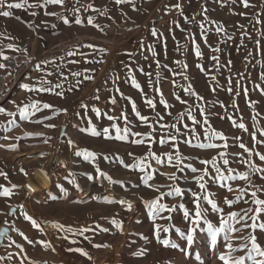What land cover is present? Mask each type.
Listing matches in <instances>:
<instances>
[{
	"label": "rangeland",
	"instance_id": "374dc122",
	"mask_svg": "<svg viewBox=\"0 0 264 264\" xmlns=\"http://www.w3.org/2000/svg\"><path fill=\"white\" fill-rule=\"evenodd\" d=\"M37 2L43 3V0H29L30 4ZM249 2L253 6L245 8L242 0L235 3L233 0H126L119 4L116 0H65L63 6L48 4L44 8L12 9L11 18L0 17V53L10 58L0 57V63L7 65L6 69H0V106L16 113L15 117L0 114V145H4L0 147V173H3L0 192L9 189L8 196L0 195V230L7 227L11 231L0 244V264H201L196 260L197 254L203 264H223L219 255L228 252L223 233L215 250L207 233H200L190 257L165 247L155 239L153 221L141 198L151 200L163 195L161 203L183 202L194 215L193 197L188 191L191 189L202 197L209 195L216 199L226 214L230 209L222 202L223 198L235 201L239 190L246 188L248 191L241 202L231 210L254 207L252 188L244 180L209 182L204 192L193 179L202 171L193 174L188 167L208 169L210 175H215L212 167L215 161L225 176L249 173L257 186L264 184L259 178L261 174H253L251 166L243 162L250 160L264 166L255 155L264 153V143L256 142L264 140L261 136L264 80L259 78L264 75V0ZM76 18L83 23L75 24ZM88 18L99 27L88 25ZM65 19L68 24L64 23ZM152 30L157 36L151 35ZM197 44L203 59L195 55ZM153 49L158 53L156 59L160 65L153 58ZM177 61L186 63L187 69ZM197 62L203 70L197 67ZM76 72L80 76H75ZM145 73H151V77ZM133 78L143 91L133 85ZM25 82L37 89L43 86L52 91L26 92L20 87ZM189 84L203 99L189 93ZM161 94L167 108L159 102ZM113 98L116 104H112ZM148 99L156 104L155 109L146 103ZM133 101L140 113L148 117L147 122L140 121L132 111ZM33 102H39L40 106L49 103L53 109L68 111L65 114L41 107L28 120L21 119L20 108ZM93 108L100 109L99 117ZM122 111L130 121L128 125L123 120L109 121L104 115L106 112L118 117ZM156 113L163 119L154 121ZM193 118L199 123H193ZM37 120L42 123H36ZM88 121L98 130L115 123L131 131L124 140L115 139L114 128H110L112 139L92 137L80 131L90 127ZM233 121L236 125L245 124L248 131L235 126ZM48 124L55 127H46ZM173 124L175 128L171 127ZM62 127H66V133L60 138ZM205 129H208L207 135ZM136 132L141 135H134ZM214 132H221L226 140L216 139ZM173 135L177 137L175 142L170 139ZM137 139H143L144 144L137 145ZM69 140L77 148L70 146ZM159 140L166 143L161 144ZM209 143L217 147H199ZM240 143L253 150V154L245 153ZM225 144L228 146L224 147ZM79 149L96 152L97 159L85 161L75 155ZM168 152L173 156L171 163L165 155ZM150 153L159 156L161 163L157 164ZM234 153L242 155L237 157ZM178 155L181 163L176 165ZM135 157L146 158L145 172L131 167ZM224 159L228 164H224ZM201 160L207 163L202 164ZM97 167L117 183H109L106 176L96 171ZM173 174L180 179H169ZM145 175L152 176L147 185ZM228 185L233 187V192L227 191ZM172 186L185 190L182 200L167 195ZM156 187L159 192L154 190ZM258 195L264 199V194ZM243 199L250 203L244 204ZM106 200H126L133 204V209L128 211L126 205ZM13 208L16 212L10 218ZM25 213L37 220L40 227H33ZM168 215L172 216L171 220H156L162 229H170L169 233L161 231V239L169 238L184 247L186 241L175 232V227L182 230L189 227L182 219V210L161 213V217ZM218 215L208 213L209 220L217 226ZM113 219L122 223V230L111 223ZM56 225L72 228L74 232L85 227L92 231L83 236L73 235ZM102 228L108 231L101 232ZM250 231L242 229L229 234L237 249L231 253L233 259L244 256L245 264H252L248 259L251 241L245 239ZM255 235L264 250V231L257 230ZM39 241L50 243L51 247L46 248ZM97 243L109 247L97 249L93 247ZM76 248L88 252L92 259L69 251ZM141 248L145 249V255L136 257L134 253ZM256 258L264 260V257Z\"/></svg>",
	"mask_w": 264,
	"mask_h": 264
},
{
	"label": "snow or ice",
	"instance_id": "6c2138e0",
	"mask_svg": "<svg viewBox=\"0 0 264 264\" xmlns=\"http://www.w3.org/2000/svg\"><path fill=\"white\" fill-rule=\"evenodd\" d=\"M124 2H126V0H116V3H118V4L124 3ZM129 2H130V0H129ZM64 3H65V0H43V3L37 2V3H31V4L29 3V0H19V2H9V0H0V17L11 18L13 16V12L11 11L12 9H25L26 7L32 8V9L44 8L48 4H56V5L63 6ZM233 3H235V0H233ZM242 3H243V6L245 8L253 6L250 4L249 0H242ZM88 7H92V6L88 5ZM176 7H180V5H176ZM93 10L98 11V12L100 11V9H93ZM74 11H79V9H74ZM181 14L183 15L182 11H181ZM32 15L35 16L36 12L33 11ZM46 15H55V13H46ZM64 23L68 24L69 21L67 19H65ZM82 23L83 22L81 19H79V18L75 19V24L81 25ZM87 24L92 25L93 27H99V25L94 24L92 18L87 19ZM241 27H243V26H241ZM200 28L203 29V25H200ZM181 30L183 31V29H181ZM151 35L157 36V32L155 30H152ZM204 42L207 43L206 37L204 38ZM161 43H163V42H161ZM193 43H195L194 38H193ZM89 47H91V45H89ZM101 51H103V49H101ZM215 51H219V49H215ZM152 54H153V58H154L155 62L157 63V65H160V63H161L160 60L156 59V57L158 56V53L153 49ZM195 55L199 59H203V55H202V52L200 50V46L198 44L195 46ZM0 57H2L3 60H9L10 59L8 56L3 55V53H0ZM145 58L147 59V57H145ZM213 59L218 60L217 57H213ZM177 63H182V62L177 61ZM229 63H231V61H229ZM164 66L167 67L166 65H164ZM37 67H39V66L37 65ZM182 67L184 69H187L188 65L186 63H182ZM197 67H200L201 70H203L202 65H200L198 62H197ZM6 68H7V65L0 63V69H6ZM141 71H143V69H141ZM74 75L80 76V73L76 72V73H74ZM145 75L151 77V73H145ZM157 76H159V73H157ZM259 78L261 80H264V75H261ZM185 79H188V77L185 76ZM41 83H43V81ZM133 85L136 88L143 91L141 89L140 85L135 81L134 78H133ZM20 87L23 90H25L26 92H34V91L50 92V91H52L51 88L43 87V86L37 89L27 82L22 83L20 85ZM257 87H259V86H257ZM69 90H71V89H69ZM188 91L191 95H194L200 99H203V97H199V95L192 88L191 84L188 85ZM261 94L264 95V92H262ZM57 95L63 96L64 94L63 93H57ZM121 96L123 97V94H121ZM96 99H99L98 95L96 96ZM177 99H179V97H177ZM111 102H112V104H116V99L113 98ZM159 102L161 104H164L165 108L168 107V104L163 99V94H161V98H160ZM181 102L187 103V101H183V100ZM12 103L16 104V101L13 100ZM146 103L150 107L155 109L156 104L153 102V100L148 99L146 101ZM41 107L44 109H52V110L57 111V112L63 111L65 114H67V111H68L67 109H53V106L49 103H43V105L40 106L39 102H33L30 105L25 106L24 108H20V118L24 119V120H28L30 118V116H33V115H35L36 112L40 111ZM81 107H86V105H81ZM92 111L95 112L97 117H99L101 115V111L98 108H93ZM132 111L136 113V116L140 119V121L147 122L148 117L143 116L140 113V111L137 109L134 101L132 102ZM0 114H6L7 116H10V117L16 116V113L11 112V111H6L5 107H3V106H0ZM77 115H79V113H77ZM104 115L107 116V119L109 121L123 120L125 125H128L130 123L127 115L123 111L121 112V114L118 117H114L112 115H109L106 112L104 113ZM161 119H163V117L161 116L160 113H156L155 117H153L154 121H158ZM35 122L36 123H42V121H39V120H37ZM193 123H199V121L196 120L195 118H193ZM88 124L90 125V127L81 128L80 131L82 133L88 132L92 137H103V138L112 139L110 128H114L115 129V139L124 140L127 138L128 133L131 131V129L129 127L125 126V127L121 128L120 126H118L115 123H112L110 127H103L100 130H98L97 126L95 124H93L92 121H88ZM233 124L235 126L239 127L240 129L244 130V131H248L247 127L243 123L236 125L235 121H233ZM148 126L151 127V125H148ZM46 127L54 128L55 125L54 124H48V125H46ZM171 127L175 128L176 126L173 124V125H171ZM185 127H187V125H185ZM179 131H180V129H177V132H179ZM190 131H195V130L190 129ZM207 133H208V129H205V135H207ZM134 135L139 137L141 135V133L136 132V133H134ZM214 136L218 140H226V137L221 132H214ZM261 136H264V131L261 132ZM4 138L8 139V137H4ZM170 139L173 142L177 141V137L175 135L171 136ZM253 139L255 140V136H253ZM256 142L257 143H264V140L256 141ZM67 143L70 146H72L73 148H77V145L75 144L74 141L69 140ZM135 143L137 145H143L144 140L143 139H137L135 141ZM159 143L165 144L166 141L165 140H159ZM185 143H190V142L185 141ZM227 146H228L227 144L224 145V147H227ZM0 147H4V145H0ZM199 147L216 148L217 145L214 143H209L207 145L201 144V145H199ZM239 147L241 149H243L245 153H248L249 156H251L253 154V150L249 149L244 143H240ZM150 154L156 160L157 164L161 163V158L159 156H156L155 153H150ZM75 155L78 157H83V159L85 161H89V162H94L97 159V153L94 151L87 150V149H79V150L75 151ZM129 155L131 156L132 153H129ZM165 155L168 157V162L171 163L173 160V156H172L171 152L165 153ZM221 155L223 156L224 154L222 153ZM234 155L237 157H240L242 154L241 153H234ZM255 155L258 156V158L261 162H264V153L256 152ZM104 158L107 159L108 157L105 156ZM134 159L136 162L131 167L139 168V170L141 172H145V159L146 158L135 157ZM120 162L123 163L122 160ZM243 162L248 163L251 166L253 174H256V173L261 174V176L259 178L264 180V166H259V165L253 164L250 160L249 161H243ZM180 163H181V157L178 155L176 157V165H179ZM201 163L206 164L207 161L201 160ZM224 164L225 165L228 164L227 159H224ZM126 167H127V165H126ZM188 167L190 168V170L193 174L197 173L198 171H202L201 175L194 176L193 179L197 183L199 189L201 191H204V192L207 191V185L209 182L214 183L217 180L225 181V180H229V179H231V180H244L252 188L251 203L254 205V207L241 208L240 211L231 210V208L233 207L234 204L241 202L242 197L248 191V189H246V188H241L239 190L240 195H238L236 197L235 201L227 199L226 197L223 198L222 202L227 204L229 209H230L226 214L224 213V209L219 206L216 199L212 198L209 195H204L202 197L200 194H198L197 192H193L191 189H188V191L191 192V195L193 197L192 202L195 206L194 207V215H192L189 208L183 202L173 203L171 205L166 204V203H161V200H163V195L156 197V198H153L151 200H144L143 198H141L142 203L144 204V207L147 209L148 214L153 221L154 229H155V231H154L155 239L161 245H163L165 247H169L171 249L179 250L180 252L185 253L186 255H188L190 257L192 255V249L199 239L200 233H205V232L207 233V235L211 238V245H212L214 250L218 245V237L221 235V233H223L224 234V240L227 242L226 247H227L228 252L227 253H221L219 255V260L222 261L223 264H245V257L244 256H239L238 258L233 259L231 253L237 251V249H235L233 247L232 238L229 234L230 233L235 234L237 232L242 231V229H250L251 231H250L249 235L245 238L246 240L251 241V248L248 249V251H249L248 259H250L252 261V264H264V260H258L256 258V256L264 257V250H262L261 247L259 246V244L257 243V238L255 235V232L257 230L264 231V218H262V217H264V199L260 198L258 195V194H264V184L257 186L251 180L249 173H243V174H240L239 176H236V175L225 176L221 172L220 167L216 165L215 161L212 162V167L215 168V175H210L208 169L199 170L196 167H192L191 165H188ZM21 171H23V169H21ZM96 171L99 172V174L101 176H106V173L101 172L98 167L96 168ZM180 171L183 172L184 169L181 168ZM229 171H234V170H229ZM0 174H3V173H0ZM205 177H209V180L205 181ZM106 178L108 179L109 183H113V184L117 183V181L113 180L111 176H106ZM89 179H92V177L89 176ZM151 179H152V176L145 175L144 176L145 184L147 185V182ZM169 179H171L173 181H177L180 178L177 177L175 174H173V175L169 176ZM148 186L151 187V185H148ZM15 187H18V186L13 185V188H15ZM77 187H79V185H77ZM221 187H224V185H221ZM29 188H31V186H29ZM154 190L159 192V187H156ZM61 191H63V189H61ZM227 191L233 192L234 189L231 185H228ZM184 194H185V190L180 186H172V190L167 193L168 196L180 197L181 200L183 199ZM0 195L8 196L9 195V189L5 188L3 190V192H0ZM53 199H55V197H53ZM106 202L107 203L116 202V203H120L121 205H126L128 211H132V209H133V204L126 201V200H121V201L106 200ZM243 203L248 204L250 202L247 199H243ZM205 205H207V207ZM178 210H182V219L185 222H187L189 225V227L187 229H184V230H182L179 227H175V232L179 235L180 239L186 241V244L184 247H181L179 244H177L176 242L172 241L169 238L161 239V235H160L161 231H163L164 233H169L170 229L167 227H164L162 229L161 226L156 223V220L159 218H164V219H168V220L172 219L171 215H168L167 217H161L162 212H168L169 214H171L173 212H177ZM209 212L219 214L218 215V221H217L219 226H217L216 224H214L213 222H211L209 220V218H208ZM24 215H25L26 219L31 221V224L33 227H36V228L40 227L37 220L33 219L27 213H25ZM137 222L139 223V221H137ZM201 222H203V224L206 225L207 227L206 228L203 227ZM111 223L114 224L118 229L122 230V223L117 222L115 219L111 220ZM236 225H241V227L238 228V227H236ZM56 227L60 230L72 233L73 235L79 234V235L83 236L85 232L92 231V229L88 228V227L77 229V230H75V232L73 231L72 228L65 229L63 225H56ZM97 227L99 228L100 226L97 225ZM107 231H108V229H106V228L101 229V232H107ZM20 234L22 236H24V233H20ZM3 235H5V233H0V236H3ZM84 238L86 240L88 239L87 236H85ZM141 238L147 241V237L142 236ZM24 239L27 240L29 244H33V241L28 239L27 236H24ZM64 239H68V237L65 236ZM39 243L44 245L46 248L51 247V244L47 243L45 241H39ZM72 243H77V241H72ZM89 243H92V241L89 240ZM16 247L20 248L21 251H23L21 245L17 244ZM93 247L99 249L101 247L107 248V247H109V245H107V244L102 245V244L97 243V244H93ZM244 247L246 248L247 244H245ZM53 250H55V249H53ZM69 251L79 252L82 256L88 258L89 260L92 259L91 255L81 248L69 249ZM253 252L256 255H251V253H253ZM134 255L136 257H141V256L145 255V249L141 248L139 251L135 252ZM196 260L201 261V264H203V262L201 260V256L199 254L196 255Z\"/></svg>",
	"mask_w": 264,
	"mask_h": 264
},
{
	"label": "water",
	"instance_id": "95a60500",
	"mask_svg": "<svg viewBox=\"0 0 264 264\" xmlns=\"http://www.w3.org/2000/svg\"><path fill=\"white\" fill-rule=\"evenodd\" d=\"M66 133V127H62L61 129V133H60V138H62ZM16 212V209L13 208L11 209L10 213H9V217L12 218V216L15 214ZM0 233H5V235L3 236H0V244L3 243V239L5 238L6 235H11V231L9 228L7 227H2L1 230H0Z\"/></svg>",
	"mask_w": 264,
	"mask_h": 264
},
{
	"label": "bare ground",
	"instance_id": "6f19581e",
	"mask_svg": "<svg viewBox=\"0 0 264 264\" xmlns=\"http://www.w3.org/2000/svg\"><path fill=\"white\" fill-rule=\"evenodd\" d=\"M64 47H65V45H64ZM63 48V47H62Z\"/></svg>",
	"mask_w": 264,
	"mask_h": 264
}]
</instances>
